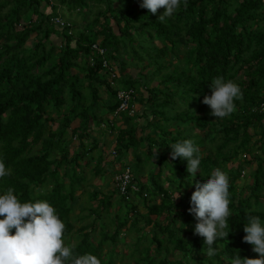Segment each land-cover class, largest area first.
<instances>
[{
    "label": "trees",
    "instance_id": "obj_1",
    "mask_svg": "<svg viewBox=\"0 0 264 264\" xmlns=\"http://www.w3.org/2000/svg\"><path fill=\"white\" fill-rule=\"evenodd\" d=\"M141 3L0 0V161L11 170L0 178V195L13 187L21 203L47 201L65 224V245H75L76 254L95 255L101 264H230L238 255L257 258L252 245L243 242V229L249 216L264 223V0H187L186 8L181 0L163 22L158 19L163 8L153 15L131 6ZM73 17L84 22L81 30ZM57 18L69 27H56L52 20ZM33 34L36 44L30 47ZM94 45L105 51L103 56ZM116 66L120 77L112 79ZM137 71L143 75L139 80ZM218 76L243 92V100L234 101L236 110L223 119L202 102ZM129 90L140 111L127 128L112 126L106 117L120 107L118 93ZM94 126L114 134L118 162L132 152L139 191L130 201L115 188L105 194L85 190L90 180L83 166L93 165L87 158L99 144L93 141L87 148L83 140ZM152 129L157 136L147 134ZM69 134L70 140H80L82 151L75 156ZM185 139L200 149L195 180L186 160L170 157V145ZM103 153L98 151L93 179L113 173V164H107L111 172L104 169ZM139 154L143 159L137 162ZM239 159L253 169L246 196L236 185L240 167H232ZM216 168L229 176L232 214L227 239L214 243L217 254L209 258L204 238L194 235L197 221L188 209L195 181L206 182ZM79 191L88 205L74 216ZM76 222L82 225L78 230ZM125 230L136 235L128 246L121 235ZM118 243L124 251L115 259Z\"/></svg>",
    "mask_w": 264,
    "mask_h": 264
},
{
    "label": "clouds",
    "instance_id": "obj_2",
    "mask_svg": "<svg viewBox=\"0 0 264 264\" xmlns=\"http://www.w3.org/2000/svg\"><path fill=\"white\" fill-rule=\"evenodd\" d=\"M141 8L155 15L163 8L159 21L170 18L181 7V0H142ZM187 7V0H184ZM211 95L205 96L203 103L210 107L216 118L230 116L235 110L234 101L243 100V92L232 80L218 76L211 81ZM172 160L181 158L187 161V173L194 178L199 172L200 149L191 139L170 145ZM11 175L4 162L0 161V178ZM181 195L176 194L175 200ZM229 176L219 168L212 171L210 178L200 183L195 181V191L190 197L188 212L194 215L197 223L194 235L204 238L207 257L217 254L214 243L227 239L229 231ZM0 264H101L92 254H76L75 245L66 246L64 241L65 224L56 210L47 201L21 203L13 187H8L0 195ZM15 234H12V230ZM246 235L243 242L252 245L257 258L241 257L230 260V264H264V223L259 216H249L244 226Z\"/></svg>",
    "mask_w": 264,
    "mask_h": 264
},
{
    "label": "rangeland",
    "instance_id": "obj_3",
    "mask_svg": "<svg viewBox=\"0 0 264 264\" xmlns=\"http://www.w3.org/2000/svg\"><path fill=\"white\" fill-rule=\"evenodd\" d=\"M121 1V0H119ZM134 9L136 10H142L143 8H141L140 6H136V5H131ZM92 12H86V17H90ZM62 16H65L67 17V13L66 12H61L60 13ZM64 17V18H65ZM66 22V21H65ZM71 22L72 23H75L78 27V30H81L84 26V22L81 21V19L77 18V17H73L71 19ZM36 35L33 34L30 38V42H29V46L30 47H33L35 44H36ZM53 40H56L55 38ZM103 38L100 37L99 38V42L102 41ZM157 46L161 47V45L157 42L156 43ZM167 59L169 60L170 62V58L169 56L167 57ZM113 63V62H112ZM170 64H172L170 62ZM120 68V66H119ZM115 72L118 73L119 75V69H118V66H116L115 68ZM117 69V70H116ZM130 72L132 71H129L128 73L126 74H131ZM134 72V71H133ZM138 72V71H137ZM138 76H137V79L139 80L140 79V76L143 77V75L138 72ZM141 74V75H140ZM125 76V73L123 74ZM156 86V83H152L150 87H154ZM138 96V95H137ZM136 96V97H137ZM139 97V96H138ZM138 101V99H137ZM136 103V104H134ZM134 103L131 105V109H133L134 112H139L140 111V104H137L138 102L134 101ZM130 109V110H131ZM134 114H129V113H126L124 115H120L118 116L115 120L114 118H110L109 116H107L106 118L111 121L112 123H115V124H119V126H129L131 124V120L134 118ZM105 117V116H104ZM117 126V125H116ZM54 128L56 127V125L53 126ZM78 127V122L76 121L75 123H73L70 127L71 130L75 129ZM118 127V126H117ZM126 127V128H127ZM143 129H144V126H141ZM123 128V127H122ZM142 128H140L138 130V138H141V134H140V130H142ZM49 129V126L47 125V130ZM71 130H69V132H71ZM153 135V136H157L156 133L152 130L149 131V133L147 132V134H150ZM71 138V135L69 134L67 139L70 140ZM115 137H114V134H111V131L109 130V128H107L106 126H94L92 129H91V133H90V137L89 139H85L83 140V144H85L86 146H88L87 148L90 147V145L93 144V141H96L98 142L99 144V149L98 151H103L104 153V156H105V166H104V169H108L106 171L108 172H111L112 169L110 168V166H108L107 164H112L114 162H116V160L114 161L113 157H114V154L113 152H111L110 148L113 147L114 145L116 146L115 144V141H114ZM69 149H70V153H71V156H75L76 154H78L79 152L82 151V149L80 148V140L79 138H72L70 140V145H69ZM98 151L94 152L93 154V157L92 158H87V161H91L93 162V165L91 167H87V166H83V169L88 177V179L90 180L89 182V185H85V190L86 191H93V192H99V193H103L105 194L107 190L109 191H112L115 187H114V179L116 177V175H118L119 173H121L123 170H124V167L122 164H114V167H113V173H108L106 175V178H95L93 179L92 178V175H91V170L93 169L94 167V164L97 160V155H98ZM158 154L159 153H156V157H158ZM71 159V158H70ZM143 159V156L141 154L138 155L137 157V162L138 160L139 161H142ZM242 160L244 159H239V160H236L233 162L232 164V167L233 168H238L240 167V178L238 179V181L236 182V185L238 186V188L243 191L242 193L246 196L247 192H248V188L249 186L251 185L252 181L250 179V175L253 173V169L251 167H247L246 165L243 164ZM86 161V162H87ZM156 163V159H153L150 163V165H154ZM127 165V166H125ZM125 167H130L131 170H132V173H135V168L137 167V165L135 164L134 160L132 159V152L129 153L128 155V158L125 162ZM69 167V166H68ZM63 168H66V167H63ZM62 168V169H63ZM68 170L70 168H67ZM143 171H144V174H143V177H142V180H148V170H149V167H148V164L143 166L142 167ZM136 174V173H135ZM61 175H62V172H61ZM106 180V181H105ZM174 182L175 184H177L179 182V177H175L174 178ZM164 186L167 188V190H173V187H171L170 185H165ZM191 191V190H190ZM189 191V192H190ZM82 192H77V197L78 199L76 200L75 202V205H76V209H75V213H74V216H78L79 215V212L82 210V208H85L87 207V196H83L81 195ZM176 202H179V199L176 201ZM96 203H93V207H96ZM139 212L141 215H145L147 213L146 210H144L142 207L139 208ZM81 213V212H80ZM85 215L88 214V212L86 211V213H84ZM75 226H76V230H78L82 225L79 223V222H76L75 223ZM98 232L95 234V237L98 238ZM122 235V238H125L126 242L128 244H126L127 246L132 244V242H134V239L136 238V235L135 233L133 234H128L127 233V230L123 231V233L121 234ZM95 239V238H94ZM124 251V244H120L118 243L115 247V259H118V257L123 253Z\"/></svg>",
    "mask_w": 264,
    "mask_h": 264
},
{
    "label": "built area",
    "instance_id": "obj_4",
    "mask_svg": "<svg viewBox=\"0 0 264 264\" xmlns=\"http://www.w3.org/2000/svg\"><path fill=\"white\" fill-rule=\"evenodd\" d=\"M52 23L60 29H65L69 27V25L65 21H62L59 18L52 20ZM92 49L95 52H97L100 56L104 55L105 51L100 49L98 45H94ZM109 65L110 64L107 62H104L103 64L104 68H106L107 70H109ZM119 77L120 76L118 75V73H116L115 70L113 69V71H111V78L118 79ZM118 100L120 101L121 104L112 118L116 119L118 116L124 115L126 113L134 114V115L136 114V112H134L133 109H131L132 101H134L131 90L120 91L118 93ZM113 154L114 157H116L115 156L116 153L113 152ZM114 187L116 190L120 192V195L125 196L128 201L132 199L131 198L132 192L135 193L139 191V188L137 187V183L136 181H134V173H132L130 167H125L121 173L116 175L114 179Z\"/></svg>",
    "mask_w": 264,
    "mask_h": 264
},
{
    "label": "crops",
    "instance_id": "obj_5",
    "mask_svg": "<svg viewBox=\"0 0 264 264\" xmlns=\"http://www.w3.org/2000/svg\"><path fill=\"white\" fill-rule=\"evenodd\" d=\"M138 113H139V112H137L136 114H138ZM136 114H135V115H136ZM114 120H115V119H114ZM110 122H111V121H110ZM111 125H112V126H116V125H117L119 128H122V127H123V128H126V127H127V126H125V127L122 126V127H121V126H119L118 123L115 124V123H112V122H111ZM117 126H116V127H117ZM114 149H115V145H114L113 147L110 148L111 152H115ZM115 153H116V152H115ZM116 155H117V154H116ZM116 155H115V156H116ZM127 158H128V157H127ZM113 159H114V161H115V160H116V157H113ZM126 160H127V159H126ZM126 160H125L124 162H121V161L118 162V161L116 160V162H114V163H112V164L114 165V164H116V163L118 162L117 164H119V165L122 164L123 167L125 168V166H127V165H125ZM124 165H125V166H124Z\"/></svg>",
    "mask_w": 264,
    "mask_h": 264
}]
</instances>
